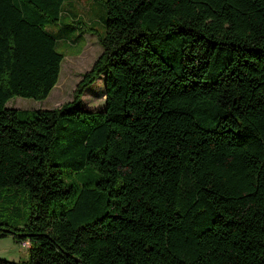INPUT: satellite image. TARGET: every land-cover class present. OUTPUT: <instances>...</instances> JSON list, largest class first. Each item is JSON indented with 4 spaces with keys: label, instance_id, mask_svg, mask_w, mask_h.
Segmentation results:
<instances>
[{
    "label": "trees",
    "instance_id": "obj_1",
    "mask_svg": "<svg viewBox=\"0 0 264 264\" xmlns=\"http://www.w3.org/2000/svg\"><path fill=\"white\" fill-rule=\"evenodd\" d=\"M65 2L0 0V189L31 202L0 264H264V0H106L73 100L7 109L56 86Z\"/></svg>",
    "mask_w": 264,
    "mask_h": 264
},
{
    "label": "rangeland",
    "instance_id": "obj_2",
    "mask_svg": "<svg viewBox=\"0 0 264 264\" xmlns=\"http://www.w3.org/2000/svg\"><path fill=\"white\" fill-rule=\"evenodd\" d=\"M106 0H67L62 8L61 21L47 28L56 38V51L63 55L59 79L49 96L42 101L13 98L7 109L52 110L73 100V93L85 73L102 54L98 35L105 32ZM87 111L104 109V75L88 87L82 97ZM67 172H63L66 175ZM66 180V179H65ZM31 217V202L26 191L0 189V223L22 229ZM30 247H24L12 236L0 238V261L26 263Z\"/></svg>",
    "mask_w": 264,
    "mask_h": 264
},
{
    "label": "built area",
    "instance_id": "obj_3",
    "mask_svg": "<svg viewBox=\"0 0 264 264\" xmlns=\"http://www.w3.org/2000/svg\"><path fill=\"white\" fill-rule=\"evenodd\" d=\"M22 246H24V247H29L30 245H29L28 242H24V243H22Z\"/></svg>",
    "mask_w": 264,
    "mask_h": 264
}]
</instances>
